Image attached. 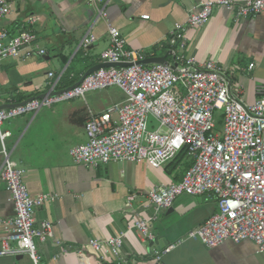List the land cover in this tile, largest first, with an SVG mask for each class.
Here are the masks:
<instances>
[{
  "label": "crops",
  "instance_id": "obj_1",
  "mask_svg": "<svg viewBox=\"0 0 264 264\" xmlns=\"http://www.w3.org/2000/svg\"><path fill=\"white\" fill-rule=\"evenodd\" d=\"M203 1L206 0H108L107 13L113 27L126 39L128 49L143 50L146 60L163 58L173 63L166 52L168 35ZM9 5L10 14L1 27L14 36L26 26L27 18L37 19L29 28L46 55L3 63L0 108L42 98L55 83L51 94L69 90L104 67L100 53L108 46L106 27L83 0H9ZM142 16L149 19L143 20ZM87 34L93 35L96 42L84 50L80 46ZM187 39L185 57H193L195 66L215 62L226 71L234 95L247 104L255 102L258 90L264 88V12L236 23L231 13L215 10L207 24L187 33ZM159 44L164 45V50L156 49ZM251 64L254 67L249 69ZM49 73H53L52 79ZM123 99L118 89L110 88L90 93L85 102L59 103L3 124V130L11 133L5 148L24 171L30 195L55 196L51 203L35 210L36 223L50 222L54 236L44 242L35 240L40 264H102L86 247L88 241L120 234H125L121 253L128 264H153L152 250L177 241L180 245L164 258L165 264H264V254H258L249 241L225 242L208 249L186 239L189 231L216 211L214 199L207 195H181L172 208L158 213L151 223L153 242H142L138 233L130 229L135 213L144 218L151 215V211L142 209L149 190L161 183L180 181L187 167L173 170L165 169L166 165L153 169L140 162L88 169L74 163L71 150L86 143L87 107L103 112ZM2 164L0 145V169ZM129 194L137 196L131 209L126 205ZM13 216L9 195L0 181V221ZM82 247L83 254H76L75 250ZM0 264L31 263L26 256L18 255L0 257Z\"/></svg>",
  "mask_w": 264,
  "mask_h": 264
},
{
  "label": "built area",
  "instance_id": "obj_2",
  "mask_svg": "<svg viewBox=\"0 0 264 264\" xmlns=\"http://www.w3.org/2000/svg\"><path fill=\"white\" fill-rule=\"evenodd\" d=\"M106 27L107 44L100 53L101 68L86 76L75 87L51 94L56 83L42 98L0 108V145L3 164L0 181L9 195L14 216L0 221V257L26 256L31 264H40L35 240L54 239L50 222L36 223L35 210L51 203L55 196H31L24 182V171L11 160L5 141L11 137L3 124L25 115L37 114L42 108L70 102L86 101L87 95L116 88L123 101L103 112L87 107L86 143L71 150L75 164L97 169L108 164L146 162L162 169L182 150L191 165L178 182L152 187L142 205L151 211L148 218L138 213L130 229L142 242H153L151 223L158 213L172 208L181 195H207L214 199L216 211L202 225L186 234V239L213 249L225 242H252L258 254H264V88L253 104L234 95L225 70L215 62L195 66L193 57H185L187 33L207 24L215 10L232 14L234 22L264 12V0H206L193 7L183 23L170 31L166 49L173 63L143 64V50L127 48L126 39L109 20L108 0H83ZM10 14L9 0H0V68L9 59L41 58L46 51L29 27L37 19L29 17L26 26L14 36L1 27ZM141 19L148 20L149 16ZM96 38L87 34L81 48L88 49ZM155 49V48H154ZM164 50V45L156 46ZM254 67L249 65V69ZM53 73L48 74L52 79ZM222 112V128L215 132L214 112ZM155 121L156 126L150 120ZM135 194L126 198L128 209ZM125 234L106 240L90 239L86 247L102 264H128L121 253ZM58 243V242H57ZM16 244L17 247L12 246ZM180 242L151 251L153 264H165L164 258ZM83 254L84 248L75 250Z\"/></svg>",
  "mask_w": 264,
  "mask_h": 264
},
{
  "label": "trees",
  "instance_id": "obj_3",
  "mask_svg": "<svg viewBox=\"0 0 264 264\" xmlns=\"http://www.w3.org/2000/svg\"><path fill=\"white\" fill-rule=\"evenodd\" d=\"M190 163V164H189ZM185 165L187 169L190 167L191 162H189L186 150H182L170 163L167 164L166 168L177 169Z\"/></svg>",
  "mask_w": 264,
  "mask_h": 264
},
{
  "label": "rangeland",
  "instance_id": "obj_4",
  "mask_svg": "<svg viewBox=\"0 0 264 264\" xmlns=\"http://www.w3.org/2000/svg\"><path fill=\"white\" fill-rule=\"evenodd\" d=\"M147 62H151V60L147 59V60L143 61V63H147ZM55 93L56 92H53V94H55ZM150 120L152 122V125L156 126L155 121L152 120L151 118H150ZM222 122H223V120H222V112H218V111L214 112V123H215V127H216L215 128V132L216 133H220L221 132Z\"/></svg>",
  "mask_w": 264,
  "mask_h": 264
},
{
  "label": "water",
  "instance_id": "obj_5",
  "mask_svg": "<svg viewBox=\"0 0 264 264\" xmlns=\"http://www.w3.org/2000/svg\"><path fill=\"white\" fill-rule=\"evenodd\" d=\"M155 63H158V64H164V65H167V62L164 61L163 58H160V59H157V60H151V62H147V63H143V64H155ZM114 65H108V64H104V67L103 68H107V67H113ZM86 77V76H85ZM84 77V78H85ZM78 85V84H77ZM75 85V86H77ZM73 86V87H75ZM72 87V88H73Z\"/></svg>",
  "mask_w": 264,
  "mask_h": 264
}]
</instances>
